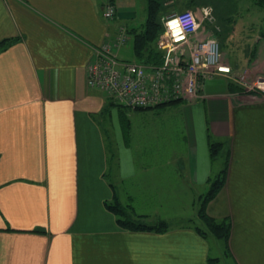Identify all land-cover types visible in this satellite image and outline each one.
Segmentation results:
<instances>
[{"label": "crops", "instance_id": "crops-1", "mask_svg": "<svg viewBox=\"0 0 264 264\" xmlns=\"http://www.w3.org/2000/svg\"><path fill=\"white\" fill-rule=\"evenodd\" d=\"M108 2L0 0V41L17 38L0 53V264H214L212 241L194 224L130 230L106 205L118 198L145 222L171 220L148 213L153 197L198 209L222 167L211 157L210 135L226 140L231 154L207 212L230 217L233 264H264V93L246 87L264 78V33L248 61L224 55L242 82L219 76L206 82L203 98L135 109L174 111L178 129L156 134L166 141L178 132L180 144L132 148L106 126L113 100L88 85L87 66L117 24L143 27L147 3L140 12L138 0H114L111 20Z\"/></svg>", "mask_w": 264, "mask_h": 264}, {"label": "built area", "instance_id": "built-area-1", "mask_svg": "<svg viewBox=\"0 0 264 264\" xmlns=\"http://www.w3.org/2000/svg\"><path fill=\"white\" fill-rule=\"evenodd\" d=\"M103 11L111 20L117 15L112 2L106 3ZM205 21L220 28L210 7L163 14L157 40L163 56L160 64L121 58L120 49L133 37L126 24H117L107 39L94 47V59L87 66L88 85L105 91L118 105L138 109L203 98L206 82L219 76L242 82L221 55L216 31L207 29ZM203 32L205 36L200 37ZM246 87L264 93V78L246 83Z\"/></svg>", "mask_w": 264, "mask_h": 264}, {"label": "rangeland", "instance_id": "rangeland-1", "mask_svg": "<svg viewBox=\"0 0 264 264\" xmlns=\"http://www.w3.org/2000/svg\"><path fill=\"white\" fill-rule=\"evenodd\" d=\"M147 1L148 0H146V3ZM161 2V15L181 12L188 7L194 11H198L202 7H210L216 19V23L220 28L215 29L214 25L207 21H205L206 23L204 24H207V29H214L216 31V36L220 43L221 55H233L236 59L237 57L240 58L242 62L248 61V58L252 56L258 44V37L261 36L260 33H264V7L257 4L255 0H161ZM138 4L141 12L142 0H138ZM145 21H140L139 25H142ZM125 46H123L125 48L120 49L123 50L120 52V57L127 60H135L136 56L133 49V40L131 39ZM156 46L158 47L157 41ZM208 81L210 82L212 80L210 79ZM217 81L221 82L222 80L217 79ZM223 83L225 84L226 81L223 80ZM167 110H169L167 111L168 113L165 110L158 115L155 111L145 113V111L121 107L116 103L109 102L103 117L105 118V123H107L106 126L111 128L110 131L114 132V129H116V132L119 131V133H122L126 141L123 140V143L125 142L127 145L131 143L132 148H154L168 144L174 146L175 144L181 143L178 132L173 139L166 141H164L166 136L161 137L156 134L161 128L172 129V131L174 128H176V130L178 129V126H176L177 114L169 108H167ZM128 119H130L132 124H130L129 127ZM127 129H130V135H128ZM149 129H154L152 135L144 133V130ZM149 137H151V139H147ZM142 139L145 145L141 141ZM110 148L112 150L115 149L112 142ZM216 162V164L222 163V158L216 160ZM206 188L207 189L204 188L205 193L209 190L210 184ZM172 192L174 193V190H172ZM173 193L170 195H173ZM154 200L158 201L156 197L152 198V204H150L152 210H149L148 213L156 211L164 217H169L170 215L171 220L168 222L170 225L182 222L196 225L195 221L198 223V220H193V218L189 219L194 215V211H197L193 204L188 206L182 204L176 206L171 204L167 206L166 204L155 203V205L153 204ZM199 205L200 204H198V207ZM177 215H179L180 218ZM174 217L178 218L175 220ZM211 240V255H213V257H221L218 264H233L230 257L221 253L219 241L214 238Z\"/></svg>", "mask_w": 264, "mask_h": 264}, {"label": "trees", "instance_id": "trees-1", "mask_svg": "<svg viewBox=\"0 0 264 264\" xmlns=\"http://www.w3.org/2000/svg\"><path fill=\"white\" fill-rule=\"evenodd\" d=\"M113 1L114 0H110V2L114 4ZM255 1L257 4L264 7V0ZM161 7V0H148L147 19L143 24V27L139 29H129L133 36V49L136 59L148 64H160L163 62L162 52L156 46L157 38L162 30ZM16 41L17 38H5L1 40L0 53ZM230 87L233 90H244L234 82L230 83ZM179 101L181 100H174L172 102L157 106L173 104ZM209 147L213 160L216 161L222 158V167L214 176L209 179V190L206 193L204 192L200 195V205L197 209L198 223L195 221L196 225L194 224V227L197 229V231H199V233L208 238L210 241H212V238L219 241L221 252L224 253L225 256H228L230 255L229 238L232 230V221L230 217L216 218L209 215L207 212V205L217 196V194L225 185L228 175L231 150L226 140L218 139L211 135L209 138ZM106 205L107 208L117 216V222L119 225L126 229L138 231L149 230L161 233L167 231L170 228V225L166 220L157 219L151 222H145L139 218V216H134L131 206L122 204L118 198H115V200L112 202H107ZM209 261L211 263L218 264L220 258L211 256Z\"/></svg>", "mask_w": 264, "mask_h": 264}]
</instances>
